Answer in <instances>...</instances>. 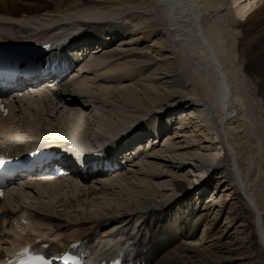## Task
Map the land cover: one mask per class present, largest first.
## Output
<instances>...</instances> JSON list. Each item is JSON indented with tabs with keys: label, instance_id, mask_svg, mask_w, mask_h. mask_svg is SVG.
Wrapping results in <instances>:
<instances>
[{
	"label": "bare ground",
	"instance_id": "bare-ground-1",
	"mask_svg": "<svg viewBox=\"0 0 264 264\" xmlns=\"http://www.w3.org/2000/svg\"><path fill=\"white\" fill-rule=\"evenodd\" d=\"M34 38L84 75L19 100L28 115L2 119L0 140L117 144L120 171L9 192L0 260L47 238L146 264H264V0H0V40Z\"/></svg>",
	"mask_w": 264,
	"mask_h": 264
},
{
	"label": "snow or ice",
	"instance_id": "snow-or-ice-1",
	"mask_svg": "<svg viewBox=\"0 0 264 264\" xmlns=\"http://www.w3.org/2000/svg\"><path fill=\"white\" fill-rule=\"evenodd\" d=\"M45 47H48V46L45 45ZM17 68H18V70L23 71V68H21L20 66H17ZM6 162L7 161H6L5 157L0 156V168H2L6 164ZM0 196H2V193H0ZM32 259H34L37 262V264H47V262L43 259V257L37 256V257H34ZM65 259H70V257H65Z\"/></svg>",
	"mask_w": 264,
	"mask_h": 264
},
{
	"label": "rangeland",
	"instance_id": "rangeland-1",
	"mask_svg": "<svg viewBox=\"0 0 264 264\" xmlns=\"http://www.w3.org/2000/svg\"><path fill=\"white\" fill-rule=\"evenodd\" d=\"M43 118V117H42Z\"/></svg>",
	"mask_w": 264,
	"mask_h": 264
}]
</instances>
